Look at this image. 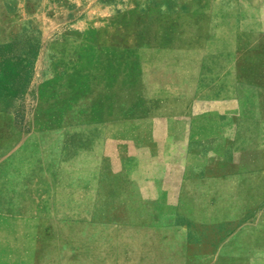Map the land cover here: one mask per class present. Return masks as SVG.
I'll return each instance as SVG.
<instances>
[{
  "label": "rangeland",
  "instance_id": "374dc122",
  "mask_svg": "<svg viewBox=\"0 0 264 264\" xmlns=\"http://www.w3.org/2000/svg\"><path fill=\"white\" fill-rule=\"evenodd\" d=\"M263 159L264 0H0V180L51 172L48 235L175 217L204 260L264 264Z\"/></svg>",
  "mask_w": 264,
  "mask_h": 264
},
{
  "label": "crops",
  "instance_id": "0c3cea01",
  "mask_svg": "<svg viewBox=\"0 0 264 264\" xmlns=\"http://www.w3.org/2000/svg\"><path fill=\"white\" fill-rule=\"evenodd\" d=\"M205 69L202 67L201 73L195 72L193 76L186 78L187 81L190 80L192 85H209V72ZM233 83L239 82L233 80ZM194 94L195 89L191 88L188 100L209 99L208 96L194 97ZM186 112H198V109L192 104L191 109ZM244 112L255 111L249 109ZM50 173L44 170L35 174L33 164L31 168L30 165L27 167L25 199L19 195V182L14 181L13 185L11 184L13 191H5L3 188L8 184L4 185L3 180H0V264H214L208 259H203L206 256L203 249L201 252L193 249L190 244L191 238L179 232L175 217H158L160 222L157 225H142L143 227L132 233L114 232L113 219L108 216L91 217L90 226L84 229L81 227L82 220L78 218L74 219L73 232H65L64 226L61 230L48 235L43 231V219L34 215V203L39 202L35 201L34 193L35 183L38 188L39 186L44 188L46 183L50 185L48 181ZM169 175L174 174L170 171ZM58 177L61 180V183L58 182L59 186L60 184L61 187L64 186L65 181L62 179L64 175L59 174ZM54 195L56 194L53 193V199L59 198ZM153 203H156L154 208H168L170 205ZM234 203L241 207L246 201ZM100 205L97 204L96 208L112 207L111 202H101ZM144 205L143 207H150ZM195 207L209 206L207 201H202ZM214 218L205 213L198 219L201 223L218 222ZM138 220L140 223L147 222L145 216L139 217ZM61 223L65 225V220L63 219ZM234 237L237 239L238 236L235 234ZM251 256L254 254H250ZM238 260L235 259L234 264H241V260Z\"/></svg>",
  "mask_w": 264,
  "mask_h": 264
}]
</instances>
